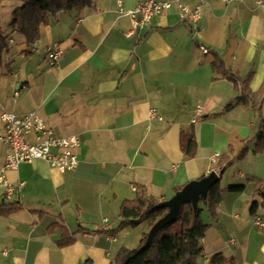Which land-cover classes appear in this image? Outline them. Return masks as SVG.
<instances>
[{
	"label": "crops",
	"instance_id": "0c3cea01",
	"mask_svg": "<svg viewBox=\"0 0 264 264\" xmlns=\"http://www.w3.org/2000/svg\"><path fill=\"white\" fill-rule=\"evenodd\" d=\"M141 1L92 0L80 10L60 11L30 46L10 20L0 22L8 43L0 131L2 112L36 111L57 135L80 141L73 170L35 159L5 172L14 192L5 198L0 183V205L16 202L21 208L0 215V264H110L121 246L135 247L127 243L130 228L137 230V245L150 231L143 222L114 236L105 233L117 227L123 202L135 198L139 187L168 201L211 173L222 191L214 215L200 205L207 229L197 264H210L217 254L233 264H264V226L252 222L256 215L264 219V199L254 193L255 179H264V153L251 144L241 160L220 174L217 168L229 146L233 157L257 132L264 99L260 110L238 101L225 108L241 95L242 82L235 86L211 66L215 52L240 79L253 72L252 92L264 91V0H177L200 5L195 25L172 7L145 29L131 31L126 12ZM6 2L21 5L3 0L0 8ZM48 49L61 50L52 66ZM191 136L196 150L187 157L181 142ZM5 153L0 141V167ZM237 185L243 189L226 190ZM253 201H260L255 209ZM54 222L74 234L72 244L56 245L61 230L48 231Z\"/></svg>",
	"mask_w": 264,
	"mask_h": 264
},
{
	"label": "trees",
	"instance_id": "16d2710c",
	"mask_svg": "<svg viewBox=\"0 0 264 264\" xmlns=\"http://www.w3.org/2000/svg\"><path fill=\"white\" fill-rule=\"evenodd\" d=\"M3 0H0V2ZM21 5L14 9L9 21L18 34H20L26 46L34 44L40 37V28L49 22L60 11L80 10L89 6L92 0H19ZM8 50V43L0 29V76L3 65V55ZM25 53H28L25 51ZM212 68L221 75L232 81L236 86L241 80V95L229 101L225 108L232 102H242L246 106L260 110V105L264 99V91L261 88L257 92H252L248 87V82L252 76V71L240 79L237 74L228 71L217 53H213ZM254 145L255 153H264V118H260L257 132L243 142L242 149L233 157L228 152L232 150L228 147L227 152L222 153L217 162L219 174L222 173L233 162L241 160L249 149ZM181 148L187 157H193L196 150V142L191 136L186 144L181 142ZM264 179H255L254 193L264 199ZM242 185L229 186L228 191H241ZM222 189L218 180L213 182L206 192V196H200L194 208L190 201L181 204L175 218L160 227L153 239L146 243L147 233H143L139 244L134 248L121 246L113 256L110 264H197V258L202 255L201 240L207 229V224L202 221L201 204L214 215L215 209L220 200ZM162 201L153 196H146L142 188L137 189L135 198L125 200L120 208L121 220L117 227L105 230V233L116 235L125 227H136L145 222L150 229L151 226L162 218L167 212L168 207L161 205ZM260 201L252 202V209L257 208ZM21 205L16 202L0 205V215H9L18 211ZM55 228L61 230V236L57 240L58 247H65L75 241L73 233L66 227L54 222L48 226V231L52 232ZM79 231L91 233L93 231L80 228ZM102 230H96L100 232ZM210 264H233L232 259H226L222 255L212 256Z\"/></svg>",
	"mask_w": 264,
	"mask_h": 264
},
{
	"label": "built area",
	"instance_id": "2783aa9c",
	"mask_svg": "<svg viewBox=\"0 0 264 264\" xmlns=\"http://www.w3.org/2000/svg\"><path fill=\"white\" fill-rule=\"evenodd\" d=\"M121 2L122 0H117L118 5ZM172 7L178 9L181 19H186L193 25L200 18V5L190 8L177 0H143L126 12L131 19V31L145 29L156 15L163 14ZM201 50L207 52L204 47ZM60 54V49H48V64L54 65ZM150 115H155V112L151 110ZM1 122L3 130L0 131V141L5 144L6 153L0 167V183L5 184V198L11 196L14 187L5 180L4 174L7 170L16 169L21 163L42 159L61 171L73 170L77 166L75 149L79 146V138L57 135L36 111L24 114L4 111ZM211 161L215 163L216 156L213 155ZM252 222L259 227L264 226L261 216H253Z\"/></svg>",
	"mask_w": 264,
	"mask_h": 264
},
{
	"label": "water",
	"instance_id": "95a60500",
	"mask_svg": "<svg viewBox=\"0 0 264 264\" xmlns=\"http://www.w3.org/2000/svg\"><path fill=\"white\" fill-rule=\"evenodd\" d=\"M217 178L218 177L215 173H211L208 177H205L198 182H191L187 184L182 189L178 190L172 199L168 201H162L160 204L167 206L168 212L151 226L146 237V243L153 239L160 227L175 218L183 202L190 201L195 208L198 198L200 196H206L208 188L213 182L217 180Z\"/></svg>",
	"mask_w": 264,
	"mask_h": 264
},
{
	"label": "rangeland",
	"instance_id": "374dc122",
	"mask_svg": "<svg viewBox=\"0 0 264 264\" xmlns=\"http://www.w3.org/2000/svg\"><path fill=\"white\" fill-rule=\"evenodd\" d=\"M5 7L0 8V22L2 25H5L7 21L10 20L11 14L15 8V5L12 2H6L4 3ZM10 24V23H9ZM6 27V26H5ZM4 83H7L6 80H3ZM12 83H7L5 85V88H11ZM14 87V86H13ZM130 234L131 236L129 237V241L127 242L129 245H134L135 247L137 246V243L139 240H137V230L135 228H130Z\"/></svg>",
	"mask_w": 264,
	"mask_h": 264
}]
</instances>
